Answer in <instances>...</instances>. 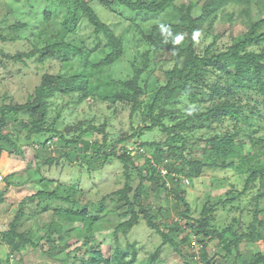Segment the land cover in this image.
<instances>
[{
  "label": "trees",
  "instance_id": "1",
  "mask_svg": "<svg viewBox=\"0 0 264 264\" xmlns=\"http://www.w3.org/2000/svg\"><path fill=\"white\" fill-rule=\"evenodd\" d=\"M45 1L65 10L57 29H53L52 20L58 9L45 10L41 22L16 21L8 27L10 33L7 35L1 30L0 22V41L25 39L22 33L28 29L33 31L29 35L30 41L35 31H39L38 36L45 45L39 47L32 42L31 51L19 52L12 59L24 64L34 60L45 66L55 58L63 63L66 70L64 73L44 74L25 103L15 101L7 94L0 98V153L10 148L12 154L22 155L26 145H35L38 155L46 157L43 164L53 166L66 158L82 166L85 163L89 172L103 169L113 159L120 161L125 169V185L106 198L117 196L125 208L122 216L129 219L115 228L109 264H159L158 255L165 245L172 246L182 256H185L183 247L188 245L192 254L187 260L201 259L212 264L207 258L209 244L214 240L225 247L227 254L232 248L237 249L234 264H264V252L245 257L239 250V241L261 237L257 228L264 224V207H261L264 199V0H206L198 17L194 15V1L186 13L173 0ZM95 3L111 14L129 20L130 25L118 35L114 25L112 27L100 17ZM230 5L239 6V13H226ZM254 6L257 13L253 12ZM123 10L130 13L125 15ZM220 12L224 23L232 26L239 21L245 32L230 35L227 42L221 41L222 35H213L212 43L205 47L203 53L199 52L195 38L197 32L203 29L208 34L213 33ZM187 24L188 31L184 34ZM84 28L90 29L89 35L80 36L79 31ZM128 32H132L136 48L135 55L129 60L131 73L115 77L109 69L127 55V43L131 42L126 37ZM141 46L145 47L143 52L138 50ZM0 54L6 55L2 49ZM75 62H78V67L72 70ZM166 65L168 67H164ZM70 67L71 70L67 71ZM159 69L164 76L163 84L158 79L150 81L152 74ZM61 91L68 95L78 94L79 103L92 99L111 105L128 104L131 106V119L139 118L143 126L130 137L120 138L111 148L108 147L107 135L103 142L85 139L89 131L95 129L91 124L88 128H73L80 133L68 138L69 129L61 130L57 121H48L49 100ZM96 130L105 132L104 129ZM155 134L161 139L157 135L155 139L142 140L137 146L126 145L135 138L143 139ZM36 136L48 137L37 141ZM247 143H250L253 153H246ZM119 145L122 147L118 153L116 147ZM145 147L153 149L150 157ZM196 152L202 153L203 158L190 159ZM171 158L179 166L169 163ZM223 158L232 161L222 167ZM138 160H144L148 175L145 176L137 167ZM209 161L211 165L207 164ZM208 166L245 173L244 187L241 191L233 185L231 190L209 200L203 207L202 218L196 219L191 216V205L184 189L187 184L183 179L187 177L189 186H192L191 179L199 178ZM134 168L139 171L142 182L133 195L131 173ZM161 168L167 170L166 175L162 174ZM9 179L10 175L4 178L8 183L6 190L0 193V204L5 201L9 187L19 184ZM41 182L46 186L45 190L23 199L15 218L0 230V244L10 248L5 257L0 254V264H12L14 253L24 255L42 243L44 237L41 233L49 228V224L21 230L26 211L36 199L69 203L71 207L62 212L78 218V226L72 232L85 241L91 236L98 214L104 211L106 198L100 201L98 214L92 215L83 192L78 199L74 196L77 189L63 194L60 183ZM153 182L157 183L158 194L161 191L173 194L182 203L184 208L179 216L196 234L195 238L202 244L200 251L192 248L191 240L179 239L178 231L163 227L158 223V216L147 209L143 198L149 196V185ZM249 193L251 199L242 204ZM247 209L253 216L247 230L242 219L236 216L229 226L223 229L216 227L219 210L243 213ZM141 223H145L162 240L155 252L144 258V247L130 239L134 228ZM226 235L231 239H225ZM67 256L72 257L73 253L69 252ZM98 258L99 251L88 260H80V264H97Z\"/></svg>",
  "mask_w": 264,
  "mask_h": 264
},
{
  "label": "rangeland",
  "instance_id": "2",
  "mask_svg": "<svg viewBox=\"0 0 264 264\" xmlns=\"http://www.w3.org/2000/svg\"><path fill=\"white\" fill-rule=\"evenodd\" d=\"M127 1L135 2L137 0ZM192 1L196 2L194 15L198 17L201 12V7L206 0H173L174 4L180 6L185 13ZM56 6L53 2H47L45 0H0V22L3 26L1 30L7 35L10 33L8 27L16 21L35 24V22H39L41 18H43V11L58 9ZM95 8L106 23L112 27L114 25L118 35L122 34L130 25L129 20L119 15L111 14L98 3H95ZM239 9V6L230 5L226 13L238 14ZM57 11V16L52 20L53 29L59 27L65 14V10L63 9H58ZM253 12L257 13L256 6L253 7ZM123 13L127 15L130 12L127 13L126 10H123ZM222 16L223 13L220 12L213 33L208 34L203 29L197 32L195 38L197 40L199 52L203 53L205 47L212 43L214 39L213 35H222L221 41L227 42L230 39V35L237 36L245 32L244 26L239 21H236L231 26L229 23H224L220 19ZM145 26H149V24ZM183 31L184 34L187 33L188 24L184 26ZM89 32L90 29L84 28L79 31V35L87 36ZM31 33H33V31L28 29L22 33L25 39L14 42L0 41V49L6 53V55L0 54V98L7 94L15 101L25 103L33 93L35 87L40 84L44 74L64 73L66 70V68L63 67V63L55 58H52L45 66H43V64L39 65L37 62H34V60L27 61L26 64H24L12 59V56L19 52L31 51L32 42L37 43L39 47L45 45L44 40L38 36L39 31H35V35H33L29 41L28 39ZM126 37L129 38L128 41H131L127 43V55L109 69V72L114 73L115 77H124L131 73L129 60L135 55L136 48L133 46L132 32L126 33ZM138 50L143 52L145 47L141 46ZM51 57L54 56L52 55ZM170 65L171 64H169V66ZM76 67H78V62L73 63L72 70ZM164 67L168 66L166 65ZM69 70H71V67L67 69V71ZM155 79L160 80L162 84L165 82L163 73L160 69L152 74L150 81H154ZM49 104V123L57 121L59 129H69L68 138H72L80 133L78 129L72 130L73 128H79L80 126L88 128L91 124L95 129H91L85 136V139L90 142H103L104 136L107 135L109 148L120 138L130 137L139 127L143 126L139 118L135 117L131 119V106L125 103L111 105L109 103L96 102L92 99L79 103L78 94L68 95L61 91L53 95L49 100ZM14 128L15 125L13 124V129ZM96 129H104L105 132L102 133ZM157 135L158 134L154 136L148 135L143 139L135 138L131 143L126 145L137 146L142 140L155 139ZM47 137L48 136H36L35 139L37 141H44ZM158 138L161 139L160 136ZM51 147L54 148L55 146L51 145ZM121 147V145L116 147L118 153ZM81 150H83L82 147ZM23 151L24 153L22 155L13 153L14 160L11 162L12 164L7 165V167L10 168L9 171H18L15 172L17 176H10L9 181H14L15 184L19 183L23 185L12 188L10 192H7L5 199L6 197L8 198L6 200L7 202L4 204L6 209L0 206V230H4L15 218L19 209V204L23 199L36 194L40 190H45L44 188H46V186L43 182L39 183L40 181H56L60 183L63 194L69 193L70 189H77V192H74V196L78 199H80V192H83L85 200L89 203V210L92 215L98 214L97 210L101 200L124 187L126 182L125 169L117 159H113V162L107 164L103 169L89 172L85 163H83L84 166H82L78 162L71 163L66 158L61 159L59 164L53 166L43 164L46 157H43V155L40 156V154L38 155V150L35 145H26ZM145 151L147 156L150 157L153 149L145 147ZM246 153H253L250 143L246 144ZM257 154L261 155V152ZM189 158L202 159L203 154L196 152ZM230 161L232 160L223 158L221 160L222 167H226ZM237 161L238 160H236V162ZM168 162L179 166V163H177L174 158H171ZM207 164L211 165V162L209 161ZM136 165L145 176L148 175L144 160H138ZM1 174L0 176L3 179L7 177V174ZM30 174L34 175L32 176L33 179L32 177L30 178ZM245 177V173L240 174L231 169H214L209 166L206 167L199 178L193 177L191 179L192 186H189V183L186 182L187 187H184L186 197L191 205V216L196 219H201L204 205L208 203L209 200L223 195L227 190H231L233 185H236L237 188L242 191ZM186 178L187 177L183 180H187ZM131 181L133 188L132 194L134 195V191L142 182L139 171L135 168L131 173ZM7 183L8 181L5 180L0 182V193L6 190ZM149 187L150 194L143 198L144 204L149 211L158 216V223L162 224V226L166 227L168 230L178 231L179 239H187L189 241L195 238L196 234L191 231L190 228L186 227L185 221L179 216L180 211L184 208L182 203L177 200L173 194L163 191L158 194L156 182L151 183ZM146 188L148 189L147 186ZM250 193L243 198L242 204H246L247 201L251 199ZM118 199L117 196L106 198L104 211L98 214L99 218L93 225L90 232L91 236L87 241L83 238H77L76 233L72 232L78 226V218L67 212H62L66 208L71 207L69 203L36 199L30 204V208L28 207L26 211L27 216L23 220L21 230L28 231L41 227L44 224H49V228L41 233L44 239L37 249H30L21 256L14 253V257L12 256L11 258L12 264H18V262L22 264H80V260H88L93 253L98 251L99 258L97 264H109V254L115 228L129 219L128 217L122 216L125 208L119 203ZM83 206L84 205H81L80 208H83ZM9 207H11L10 211L8 210ZM261 207H264V199L261 202ZM234 216L242 219V223L246 230L253 220V216L248 209L243 213L234 211L231 213L219 210L215 223L216 227L218 229H223L229 226L233 222ZM181 229L182 231H180ZM257 232L261 237L252 241H239V250L245 257H250L258 251L264 252V224L258 225ZM230 237V235H226L225 239H231ZM130 239L138 241L140 245L144 247L145 252L142 258L147 254L154 253L156 247L161 245L162 242L161 237L156 232L150 230L145 223H141L134 228ZM209 246L208 262L211 261L212 264L235 263L237 257L236 248H232L230 254H227L228 251L218 240H214ZM183 249L185 256L179 255L170 245L163 246L158 255V263L208 264L201 259H197L194 262L187 260V257L192 254L191 249L188 245L184 246ZM7 252L9 254L10 248L0 244V254L5 257ZM69 252L73 253V256L68 258L67 253Z\"/></svg>",
  "mask_w": 264,
  "mask_h": 264
},
{
  "label": "crops",
  "instance_id": "3",
  "mask_svg": "<svg viewBox=\"0 0 264 264\" xmlns=\"http://www.w3.org/2000/svg\"><path fill=\"white\" fill-rule=\"evenodd\" d=\"M11 149L10 148H5L4 150H3V152L2 153H0V175H2L1 173H4V174H7L6 176L8 177L9 175L10 176H12L13 177V175L16 177L17 176V173H15V172H18L17 170H11V171H9V169L10 168H8L7 167V165H9V164H12L11 162H13V155H12V153H11ZM19 168V167H18ZM21 168V167H20ZM16 174V175H15ZM32 174H30V178L32 177L31 176ZM32 179H33V177H32ZM33 181V180H32ZM24 184H25V182H24ZM18 186H14V185H11L10 187H9V189H8V192H10L11 191V189L12 188H15V187H20V185H23V184H17ZM0 189H1V186H0ZM7 198L8 197H6V199H5V201L3 202V203H1L0 204V206L4 209H6V206L4 205L7 201ZM8 201H9V199H8ZM9 206V205H8ZM10 208L11 207H9L8 208V210L10 211Z\"/></svg>",
  "mask_w": 264,
  "mask_h": 264
},
{
  "label": "built area",
  "instance_id": "4",
  "mask_svg": "<svg viewBox=\"0 0 264 264\" xmlns=\"http://www.w3.org/2000/svg\"><path fill=\"white\" fill-rule=\"evenodd\" d=\"M144 151V150H143ZM161 172L162 174L166 175L167 174V170H165L164 168H161ZM4 179L0 176V182H3ZM185 182H188V180H184ZM191 245H192V248L195 250V251H200L201 247H202V244L200 242H198L197 238H193L191 239Z\"/></svg>",
  "mask_w": 264,
  "mask_h": 264
}]
</instances>
